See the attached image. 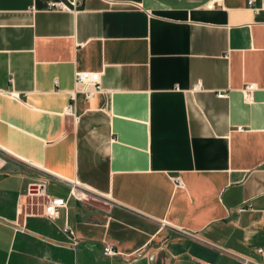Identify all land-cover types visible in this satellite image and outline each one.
<instances>
[{"label":"crops","instance_id":"0c3cea01","mask_svg":"<svg viewBox=\"0 0 264 264\" xmlns=\"http://www.w3.org/2000/svg\"><path fill=\"white\" fill-rule=\"evenodd\" d=\"M209 1L0 0V264H264V0Z\"/></svg>","mask_w":264,"mask_h":264},{"label":"built area","instance_id":"2783aa9c","mask_svg":"<svg viewBox=\"0 0 264 264\" xmlns=\"http://www.w3.org/2000/svg\"><path fill=\"white\" fill-rule=\"evenodd\" d=\"M253 0H248V6H252ZM221 5V0H211L206 4L207 9H214L215 7ZM50 9H57V10H65L67 9V6L62 2L57 1H51L49 3ZM256 10V9H255ZM75 90L70 93V99L71 104L66 106L65 113L67 115H74V101L76 98V94L81 93L83 94L84 98L86 100L90 99L95 95L97 92L101 91V84H100V74L95 71H77L75 73ZM257 89L256 85L254 83H247L243 89L242 92L244 94V97L249 100L252 98L254 91ZM176 181L179 185H183L179 179L176 177ZM43 185H35L31 187V191L34 193H40L42 192ZM66 200L59 197H52V196H46L44 205H43V213L51 218L54 219L58 217L60 208H63L66 206ZM65 231L71 236L72 243L77 244L78 240L74 236L73 231L66 227ZM258 252L264 255V249L260 248L258 249ZM102 254L104 256H115L119 255L120 252L114 247V245L110 243H105L103 245ZM142 251H137L134 254L131 255H125L127 259H136L142 255Z\"/></svg>","mask_w":264,"mask_h":264}]
</instances>
